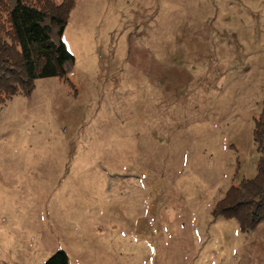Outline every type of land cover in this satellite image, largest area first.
Returning a JSON list of instances; mask_svg holds the SVG:
<instances>
[{"label": "rangeland", "instance_id": "374dc122", "mask_svg": "<svg viewBox=\"0 0 264 264\" xmlns=\"http://www.w3.org/2000/svg\"><path fill=\"white\" fill-rule=\"evenodd\" d=\"M64 41L0 107V264H264L213 214L261 157L264 0H76Z\"/></svg>", "mask_w": 264, "mask_h": 264}, {"label": "trees", "instance_id": "16d2710c", "mask_svg": "<svg viewBox=\"0 0 264 264\" xmlns=\"http://www.w3.org/2000/svg\"><path fill=\"white\" fill-rule=\"evenodd\" d=\"M76 0H0V107L15 94L31 95L38 79L66 78L76 63L64 32ZM254 140L261 157L255 177L232 184L213 214L236 219L242 232L264 223V110ZM45 264H68L63 252Z\"/></svg>", "mask_w": 264, "mask_h": 264}, {"label": "crops", "instance_id": "0c3cea01", "mask_svg": "<svg viewBox=\"0 0 264 264\" xmlns=\"http://www.w3.org/2000/svg\"><path fill=\"white\" fill-rule=\"evenodd\" d=\"M63 0H61V2H62ZM60 2V3H61ZM258 164V163H257ZM256 174H257V171H256V173L254 174V175H252V177H249V178H247V177H245L246 179H250V178H253V177H255L256 176ZM219 201V200H218ZM217 201V202H218ZM226 219V218H225ZM228 221H233V219H227ZM234 220H236V219H234ZM238 221V220H237ZM231 223V222H230ZM233 223V222H232ZM238 223V227H239V229H240V224H239V222H237ZM240 231H241V229H240ZM250 232V231H249ZM252 232H255V238L254 239H256V241L257 242H262V241H264V223H262V224H260L259 226H258V228H256L255 230H253ZM241 233H242V231H241ZM247 233V232H246ZM45 264V263H44Z\"/></svg>", "mask_w": 264, "mask_h": 264}]
</instances>
